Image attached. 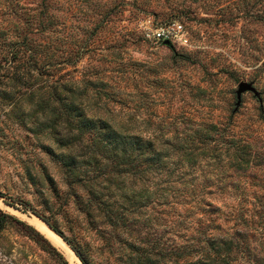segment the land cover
Segmentation results:
<instances>
[{"label": "rangeland", "instance_id": "1", "mask_svg": "<svg viewBox=\"0 0 264 264\" xmlns=\"http://www.w3.org/2000/svg\"><path fill=\"white\" fill-rule=\"evenodd\" d=\"M40 3L0 0V264H82L75 254L71 263L31 223L39 217L27 206L38 210L42 201L61 203L65 226L96 254L73 198L62 193L60 167L42 146L65 148L57 149L49 128L37 129L42 113L32 114L23 99L24 78L31 87L40 83V60L29 65L21 42L10 45L25 34L26 19L27 43H48L52 53L48 81L83 79L90 96L100 90L97 108H107L113 121L133 125L134 133L155 143L168 139L171 159L178 142L193 139L195 161L176 169L190 172L188 188L210 191L204 197L223 212L239 202L249 214L251 191L264 193V0H45L44 12ZM47 17L42 34L36 24ZM144 17L178 20L186 44L150 42L140 27ZM241 81L251 89L237 103ZM162 208L150 221L168 250L180 239L177 218ZM181 262L166 253L157 264Z\"/></svg>", "mask_w": 264, "mask_h": 264}, {"label": "trees", "instance_id": "2", "mask_svg": "<svg viewBox=\"0 0 264 264\" xmlns=\"http://www.w3.org/2000/svg\"><path fill=\"white\" fill-rule=\"evenodd\" d=\"M40 1L44 12L45 0ZM49 17L38 21L39 32L48 28ZM23 24L25 34L20 41H10V45L21 42L29 65L40 60V83L31 87L28 77L24 78L23 99L33 107L32 114L42 113L37 129L49 128L57 149L65 148L53 152L49 146H42L59 165L65 187L62 193L73 198L82 221L79 226L95 241L96 254L87 253L88 242L80 243L70 226H65L68 220L63 221L65 215L60 214L61 203L53 207L42 201L38 210L27 207L68 245L82 264H157L166 253L182 257L180 264H264L263 192L251 191L256 203L245 214L239 202L223 212L204 197L210 191L188 188L186 184L192 177L186 178L190 172L176 169L184 160L188 165L195 161L193 139L178 142L174 151L178 155L171 159L168 150L172 144L168 139L155 143L134 133L133 125L113 121L107 108H97L100 90L90 96L83 79L59 76L48 81L45 72L52 62V53L45 50L48 43L38 42L32 47L27 43L30 23L26 19ZM10 53L13 55L14 51ZM102 96L113 100L108 94ZM196 134L198 138L202 135ZM158 207L167 214L171 209V215L177 218L174 226L180 242L168 250L160 245L150 221L161 217L157 215L161 212ZM25 226L45 240L29 225Z\"/></svg>", "mask_w": 264, "mask_h": 264}, {"label": "built area", "instance_id": "3", "mask_svg": "<svg viewBox=\"0 0 264 264\" xmlns=\"http://www.w3.org/2000/svg\"><path fill=\"white\" fill-rule=\"evenodd\" d=\"M140 27L144 36L152 43L168 41L169 44H186L183 26L176 19L154 21L150 17H144L140 21Z\"/></svg>", "mask_w": 264, "mask_h": 264}, {"label": "bare ground", "instance_id": "4", "mask_svg": "<svg viewBox=\"0 0 264 264\" xmlns=\"http://www.w3.org/2000/svg\"><path fill=\"white\" fill-rule=\"evenodd\" d=\"M31 223L33 226L37 227L52 243H54L71 263H73V261H77L74 253L71 251L68 245L57 234H55V232L46 227L44 225L45 223L43 224L36 218L31 219Z\"/></svg>", "mask_w": 264, "mask_h": 264}, {"label": "water", "instance_id": "5", "mask_svg": "<svg viewBox=\"0 0 264 264\" xmlns=\"http://www.w3.org/2000/svg\"><path fill=\"white\" fill-rule=\"evenodd\" d=\"M164 44H169L168 41H163ZM251 89V85L248 82H244L241 81L237 84V88H236V99H237V103L239 102V98H240V93L245 91V90H250ZM36 217V216H35ZM39 219V218H38ZM42 221V220H41ZM46 225V224H45ZM47 226V225H46ZM48 227V226H47ZM49 228V227H48ZM50 229V228H49ZM54 232V231H53Z\"/></svg>", "mask_w": 264, "mask_h": 264}]
</instances>
